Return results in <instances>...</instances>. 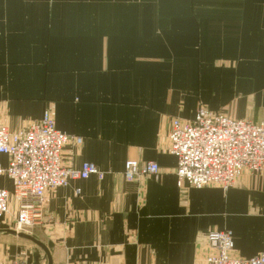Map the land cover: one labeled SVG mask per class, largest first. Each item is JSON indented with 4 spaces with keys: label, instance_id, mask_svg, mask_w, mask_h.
Masks as SVG:
<instances>
[{
    "label": "crops",
    "instance_id": "crops-1",
    "mask_svg": "<svg viewBox=\"0 0 264 264\" xmlns=\"http://www.w3.org/2000/svg\"><path fill=\"white\" fill-rule=\"evenodd\" d=\"M199 107L264 122V0H0V121L15 132L49 110L81 139L63 163L106 173L47 191L31 234L51 245L50 264H198L208 233L225 230L233 257L264 253V172L226 191L176 185L167 133ZM127 161L159 175L126 182ZM0 264L47 261L4 235Z\"/></svg>",
    "mask_w": 264,
    "mask_h": 264
},
{
    "label": "built area",
    "instance_id": "built-area-1",
    "mask_svg": "<svg viewBox=\"0 0 264 264\" xmlns=\"http://www.w3.org/2000/svg\"><path fill=\"white\" fill-rule=\"evenodd\" d=\"M167 139V152L176 159L178 188L216 185L226 191L244 173L264 172V122L234 120L199 107L190 122L172 119ZM68 142L79 145L81 139L59 132L49 110L43 111L39 121L15 132L0 121V155L8 159L5 168L0 164V179L11 183V191L0 188V219L10 214L13 202L12 229L31 234L43 223L47 191L90 176L104 178L106 173L93 164L65 165L62 150ZM122 175L126 182H136L141 177H158L159 168L153 162L127 161ZM207 242L210 252L198 264H264V253L249 259L233 257L230 231H211Z\"/></svg>",
    "mask_w": 264,
    "mask_h": 264
},
{
    "label": "water",
    "instance_id": "water-1",
    "mask_svg": "<svg viewBox=\"0 0 264 264\" xmlns=\"http://www.w3.org/2000/svg\"><path fill=\"white\" fill-rule=\"evenodd\" d=\"M4 235L16 236L31 241L36 245L38 251L44 254L47 264H50V255H49V249L51 247L50 244L48 245L42 244L32 234L23 232L21 230H14V229L0 230V236H4Z\"/></svg>",
    "mask_w": 264,
    "mask_h": 264
},
{
    "label": "rangeland",
    "instance_id": "rangeland-1",
    "mask_svg": "<svg viewBox=\"0 0 264 264\" xmlns=\"http://www.w3.org/2000/svg\"><path fill=\"white\" fill-rule=\"evenodd\" d=\"M0 186H2V187H6L7 189L9 188V182H7V181H5V183H4V177L3 178H1V180H0ZM1 220V219H0Z\"/></svg>",
    "mask_w": 264,
    "mask_h": 264
}]
</instances>
